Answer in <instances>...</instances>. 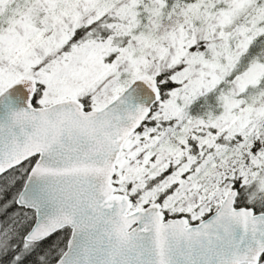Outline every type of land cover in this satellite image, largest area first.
Listing matches in <instances>:
<instances>
[{"label": "snow or ice", "instance_id": "obj_1", "mask_svg": "<svg viewBox=\"0 0 264 264\" xmlns=\"http://www.w3.org/2000/svg\"><path fill=\"white\" fill-rule=\"evenodd\" d=\"M0 264H264V0H0Z\"/></svg>", "mask_w": 264, "mask_h": 264}, {"label": "trees", "instance_id": "obj_2", "mask_svg": "<svg viewBox=\"0 0 264 264\" xmlns=\"http://www.w3.org/2000/svg\"><path fill=\"white\" fill-rule=\"evenodd\" d=\"M52 239L55 240V239H57V237L54 236ZM49 242H50V241H49Z\"/></svg>", "mask_w": 264, "mask_h": 264}]
</instances>
